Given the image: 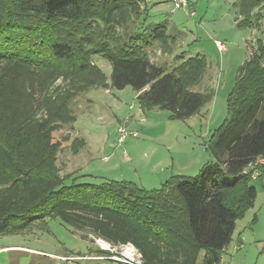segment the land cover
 Listing matches in <instances>:
<instances>
[{
	"label": "trees",
	"instance_id": "trees-1",
	"mask_svg": "<svg viewBox=\"0 0 264 264\" xmlns=\"http://www.w3.org/2000/svg\"><path fill=\"white\" fill-rule=\"evenodd\" d=\"M147 1L0 0V235L60 218L113 246L134 244L146 264L221 260L258 195L245 168L264 155V0L233 3L237 26L252 29L248 56L208 143L213 160L198 175L148 190L128 181H67L57 164L55 131L76 121L70 104L82 92L130 85L143 109L182 119L212 99V89L193 90L207 72L205 55L182 52L171 70L151 60L149 48L170 49L175 38L167 23L148 20ZM255 29L263 33L252 37ZM97 56L110 62V81ZM60 77L71 81L52 89ZM85 144L78 137L74 151Z\"/></svg>",
	"mask_w": 264,
	"mask_h": 264
},
{
	"label": "rangeland",
	"instance_id": "rangeland-1",
	"mask_svg": "<svg viewBox=\"0 0 264 264\" xmlns=\"http://www.w3.org/2000/svg\"><path fill=\"white\" fill-rule=\"evenodd\" d=\"M235 1L190 0L187 10L170 0L145 3L148 20L167 23L168 33L175 38L169 42L170 49L164 50L160 43L149 48L151 60L171 70L182 52L205 55L207 72L193 90L212 89L213 97L199 113L182 119L159 107L143 109L130 85L118 89L110 83L107 88L78 94L70 104L76 121L59 122L55 131L62 146L57 164L67 181H128L153 190L176 175L196 176L213 160L208 143L228 115V98L247 59L246 40L252 31L237 26ZM254 32L252 37L263 33ZM217 41L225 48L220 49ZM94 61L110 81V62L102 56ZM70 81L60 77L51 88L64 89ZM122 127L128 134L120 140ZM78 137L86 144L75 152L73 143ZM251 183L257 188V199L237 221L223 253L228 264H264V177ZM100 239L60 218L39 220L19 232L0 235V264H127L113 259Z\"/></svg>",
	"mask_w": 264,
	"mask_h": 264
},
{
	"label": "built area",
	"instance_id": "built-area-1",
	"mask_svg": "<svg viewBox=\"0 0 264 264\" xmlns=\"http://www.w3.org/2000/svg\"><path fill=\"white\" fill-rule=\"evenodd\" d=\"M174 1L177 7H182L187 10V8L190 5V0H170ZM191 14H194V11H188ZM217 45L220 49H224L225 46L222 42L217 41ZM128 134V131L126 128L122 127L120 129V140H122L126 135ZM264 167V155H261L257 157L254 161H252L246 168V173H251V177L253 179H257L260 177V175L263 173L261 168ZM101 242H104L108 244V250L112 251L114 254L113 259H116L121 262H125L127 264H146L143 260L142 254L140 251L136 248V246L132 243H126V244H120L113 246L111 243L106 242L102 238L100 239ZM106 249V248H105ZM226 248H224L225 251ZM216 264H228L226 260L224 259V255H222L221 260L217 262Z\"/></svg>",
	"mask_w": 264,
	"mask_h": 264
},
{
	"label": "bare ground",
	"instance_id": "bare-ground-1",
	"mask_svg": "<svg viewBox=\"0 0 264 264\" xmlns=\"http://www.w3.org/2000/svg\"><path fill=\"white\" fill-rule=\"evenodd\" d=\"M102 246L104 247V248H108L109 246H108V244H106V243H104V242H102Z\"/></svg>",
	"mask_w": 264,
	"mask_h": 264
},
{
	"label": "crops",
	"instance_id": "crops-1",
	"mask_svg": "<svg viewBox=\"0 0 264 264\" xmlns=\"http://www.w3.org/2000/svg\"><path fill=\"white\" fill-rule=\"evenodd\" d=\"M261 177H264V175H263V176H261Z\"/></svg>",
	"mask_w": 264,
	"mask_h": 264
}]
</instances>
